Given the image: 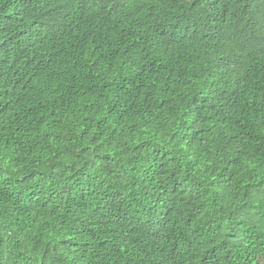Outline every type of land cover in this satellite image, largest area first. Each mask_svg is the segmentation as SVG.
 I'll return each instance as SVG.
<instances>
[{"label": "trees", "instance_id": "1", "mask_svg": "<svg viewBox=\"0 0 264 264\" xmlns=\"http://www.w3.org/2000/svg\"><path fill=\"white\" fill-rule=\"evenodd\" d=\"M0 264H264V0H0Z\"/></svg>", "mask_w": 264, "mask_h": 264}]
</instances>
